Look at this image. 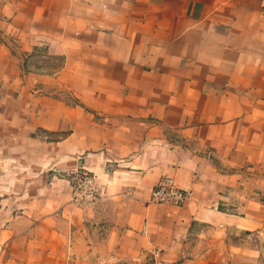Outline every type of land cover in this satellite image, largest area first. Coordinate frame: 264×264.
Masks as SVG:
<instances>
[{
  "label": "crops",
  "instance_id": "1",
  "mask_svg": "<svg viewBox=\"0 0 264 264\" xmlns=\"http://www.w3.org/2000/svg\"><path fill=\"white\" fill-rule=\"evenodd\" d=\"M9 261L264 264V0H0Z\"/></svg>",
  "mask_w": 264,
  "mask_h": 264
},
{
  "label": "built area",
  "instance_id": "2",
  "mask_svg": "<svg viewBox=\"0 0 264 264\" xmlns=\"http://www.w3.org/2000/svg\"><path fill=\"white\" fill-rule=\"evenodd\" d=\"M101 195L102 189L97 183L95 175L85 168L77 171L72 187L71 201L77 206H88L97 201ZM191 197L192 193L190 191L181 188L170 175L164 174L158 180L151 200L156 203H170L182 206Z\"/></svg>",
  "mask_w": 264,
  "mask_h": 264
},
{
  "label": "rangeland",
  "instance_id": "3",
  "mask_svg": "<svg viewBox=\"0 0 264 264\" xmlns=\"http://www.w3.org/2000/svg\"><path fill=\"white\" fill-rule=\"evenodd\" d=\"M25 254H28V252H26ZM28 258L30 259L31 257H30V253L28 254ZM23 260H25V259H23ZM9 264H16L15 262H11V261H9ZM18 264H38V263H33L32 261H25V262H19ZM40 264H43V263H40ZM109 264H128V263H109Z\"/></svg>",
  "mask_w": 264,
  "mask_h": 264
}]
</instances>
